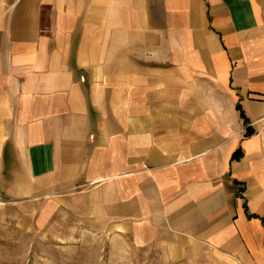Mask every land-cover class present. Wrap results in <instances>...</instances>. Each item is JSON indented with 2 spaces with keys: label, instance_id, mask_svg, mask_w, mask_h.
<instances>
[{
  "label": "crops",
  "instance_id": "1",
  "mask_svg": "<svg viewBox=\"0 0 264 264\" xmlns=\"http://www.w3.org/2000/svg\"><path fill=\"white\" fill-rule=\"evenodd\" d=\"M5 208L264 264V0H0Z\"/></svg>",
  "mask_w": 264,
  "mask_h": 264
},
{
  "label": "rangeland",
  "instance_id": "2",
  "mask_svg": "<svg viewBox=\"0 0 264 264\" xmlns=\"http://www.w3.org/2000/svg\"><path fill=\"white\" fill-rule=\"evenodd\" d=\"M10 216L0 210V264H177L65 214L33 231L21 230Z\"/></svg>",
  "mask_w": 264,
  "mask_h": 264
}]
</instances>
